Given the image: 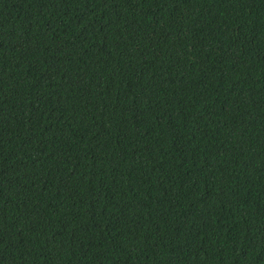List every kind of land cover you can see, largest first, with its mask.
Segmentation results:
<instances>
[{"label": "trees", "instance_id": "obj_1", "mask_svg": "<svg viewBox=\"0 0 264 264\" xmlns=\"http://www.w3.org/2000/svg\"><path fill=\"white\" fill-rule=\"evenodd\" d=\"M0 264H264V0H0Z\"/></svg>", "mask_w": 264, "mask_h": 264}]
</instances>
